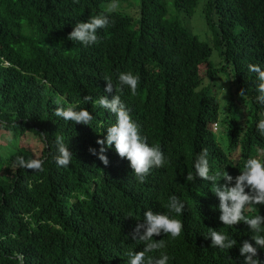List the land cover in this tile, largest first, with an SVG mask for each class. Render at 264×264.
<instances>
[{
  "label": "trees",
  "instance_id": "obj_1",
  "mask_svg": "<svg viewBox=\"0 0 264 264\" xmlns=\"http://www.w3.org/2000/svg\"><path fill=\"white\" fill-rule=\"evenodd\" d=\"M123 1L137 12L108 14L99 42L85 47L68 34L77 22L105 14L113 0H0V128L15 142L10 154L0 153V264H127L129 251L143 250L131 233L149 209L183 223L175 239L153 236L165 247L147 255L167 254V264H243L242 241L254 245L243 222L228 227L219 221L210 181L185 178L203 149L210 174L226 171L233 178L264 149L257 128L264 105L255 100L259 81L248 70L249 64L264 70V0H173L184 17L202 1L212 30L208 41L191 36L178 16L169 17L163 0ZM120 73L139 77L135 95L127 86L115 91ZM106 77L113 93L104 92ZM85 95L92 101L85 103ZM105 95L120 96L149 146H159L169 161L143 183L114 146L105 152L107 166L88 151H98L96 141L116 123L95 104ZM69 105L89 111L92 122L54 115L56 107ZM218 121L221 137L213 131ZM29 135L34 145L25 142ZM57 136L73 153L68 167L54 160ZM17 156L43 160V171L17 167ZM173 195L185 204L182 215L166 208ZM258 214L264 216V205L244 209L246 217ZM209 229L236 245L210 247ZM256 258L264 262V248Z\"/></svg>",
  "mask_w": 264,
  "mask_h": 264
},
{
  "label": "clouds",
  "instance_id": "obj_2",
  "mask_svg": "<svg viewBox=\"0 0 264 264\" xmlns=\"http://www.w3.org/2000/svg\"><path fill=\"white\" fill-rule=\"evenodd\" d=\"M73 2L79 3V0H73ZM117 8L118 4L113 0L112 3L106 6L105 14L93 16L87 22H77L68 34L67 39L78 42L85 47L98 43L97 31L109 26L108 14L116 11ZM248 70L255 73L259 81L257 85L259 95L255 97V100L257 103L264 105V70L256 64H249ZM104 81L106 82L104 92L113 93L114 85L111 78L106 77ZM138 84V76L131 73H120L115 91L122 92L124 86H127L131 94L135 95ZM239 95H244V89L240 90ZM83 99L85 103L92 101V97L88 95H85ZM95 104L106 109L116 118V123L106 129V136L96 141V144L100 146L99 150L97 151L91 147L88 149L89 153L97 156L103 165L107 166L109 163L105 155L106 150L114 146L117 155L129 161L132 173L139 182L143 183L151 169L161 168L169 163L159 146H149L147 137L140 134V126L132 120L129 109L121 101L119 95H112L111 99L107 95L101 96L95 101ZM54 115L65 121L86 126L93 120L89 111L84 108L77 111L71 105L67 108L56 107ZM257 128L261 135H264V120L258 122ZM219 130V127H217V131ZM63 139L62 136L56 137L55 145L58 154L54 156V160L57 166L68 167L73 159V153L68 150ZM258 152L257 157H250L246 160L243 170L233 178L226 171H217L210 174L208 151L203 149L195 158L194 173H187L185 178L187 181H195L197 178L210 181L211 192L219 200V221L228 227L243 222L254 233L251 240L254 241L255 246L248 240H244L239 248L240 255L244 257L243 264H264L256 258L257 249L264 248V235L261 234L264 230L262 229L264 216L258 214L249 218L244 215L246 206L264 205V149H260ZM15 163L17 167L32 171H43L44 162L40 159L25 160L24 157L17 156ZM221 179L224 180L223 184L218 183ZM166 208L169 213L182 215L185 204L173 195L169 198ZM143 215V222L136 224L131 236L133 240L144 242V247L142 251H129L127 253V264H167L169 260L167 254L162 253L159 258L147 255L165 247L163 239L154 241L153 236L164 234L175 239L180 236L183 223L179 219L171 218L170 215L154 213L151 209L145 211ZM206 238L211 239L210 247L221 250L230 249L236 245V240L230 239L224 233L213 229H209V235Z\"/></svg>",
  "mask_w": 264,
  "mask_h": 264
},
{
  "label": "rangeland",
  "instance_id": "obj_3",
  "mask_svg": "<svg viewBox=\"0 0 264 264\" xmlns=\"http://www.w3.org/2000/svg\"><path fill=\"white\" fill-rule=\"evenodd\" d=\"M166 3L167 10H168V16H178L183 26L186 28L187 32L191 36H196L202 40H210L212 38V30L210 27L206 24L204 19V14L202 11V1L200 2L199 6L196 8L194 14L190 17L185 16L184 13L180 12L178 14L177 10L173 6V0H163ZM139 2V1H138ZM137 2V4H138ZM118 8L121 10L126 11L127 13L133 14L137 12V8L135 6H129V3L127 1L120 0L117 2ZM177 14V15H176ZM217 51L213 50L211 60L215 66H219L218 61L216 60ZM221 83L224 85L227 83V80L225 79V76H222ZM225 97V92L222 90V93H220L219 98L221 101V104L223 103ZM223 106V105H222ZM217 127H219V131H216L213 129L214 133L217 137H221L222 129L220 126V122H217ZM214 128V127H213ZM8 132L2 128H0V148L1 154L3 156H6L10 154L15 149V142L10 141V138L8 137ZM30 139L33 141L32 144L34 145L35 141L32 139V137L25 140V142L29 143Z\"/></svg>",
  "mask_w": 264,
  "mask_h": 264
},
{
  "label": "built area",
  "instance_id": "obj_4",
  "mask_svg": "<svg viewBox=\"0 0 264 264\" xmlns=\"http://www.w3.org/2000/svg\"><path fill=\"white\" fill-rule=\"evenodd\" d=\"M217 129V124H214V130H216Z\"/></svg>",
  "mask_w": 264,
  "mask_h": 264
}]
</instances>
